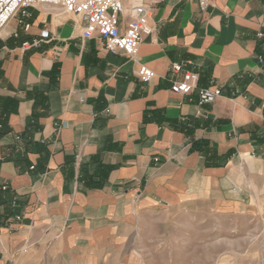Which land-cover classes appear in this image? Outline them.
<instances>
[{"label": "crops", "instance_id": "crops-1", "mask_svg": "<svg viewBox=\"0 0 264 264\" xmlns=\"http://www.w3.org/2000/svg\"><path fill=\"white\" fill-rule=\"evenodd\" d=\"M31 12L29 30L12 19L1 33L0 101L17 106L0 110V212L16 200L0 264H144L136 248L159 217L264 202V0H157L134 58L83 38L77 15ZM174 62L222 95L174 92Z\"/></svg>", "mask_w": 264, "mask_h": 264}, {"label": "built area", "instance_id": "built-area-1", "mask_svg": "<svg viewBox=\"0 0 264 264\" xmlns=\"http://www.w3.org/2000/svg\"><path fill=\"white\" fill-rule=\"evenodd\" d=\"M157 0H0V55L3 49L2 31L12 19H16L19 26L27 31L31 27V9L42 4L58 8L65 14L77 15L83 23L82 37L102 39L106 49L122 51L134 58L140 48L142 40L153 33L151 19L153 6ZM217 0H198L202 12L214 6ZM126 20L125 29H121V22ZM47 34L43 32L42 37ZM13 37L19 36L16 30ZM259 36H263L260 33ZM42 39L25 40L21 43L23 50L39 48ZM264 63V58L260 57ZM138 77L143 82H149L157 74L149 66L143 64L137 70ZM168 79L172 83V90L176 93L191 94L197 91L200 104H211L222 95L220 87H199V73L186 70L181 62L171 64ZM156 160H158L156 158ZM31 168H34L32 166ZM8 189V185L1 187ZM16 204V200L13 201ZM19 218V217H18Z\"/></svg>", "mask_w": 264, "mask_h": 264}, {"label": "rangeland", "instance_id": "rangeland-1", "mask_svg": "<svg viewBox=\"0 0 264 264\" xmlns=\"http://www.w3.org/2000/svg\"><path fill=\"white\" fill-rule=\"evenodd\" d=\"M158 219L136 248L144 264H264V202L237 215L179 211Z\"/></svg>", "mask_w": 264, "mask_h": 264}, {"label": "trees", "instance_id": "trees-1", "mask_svg": "<svg viewBox=\"0 0 264 264\" xmlns=\"http://www.w3.org/2000/svg\"><path fill=\"white\" fill-rule=\"evenodd\" d=\"M12 104V106L10 105ZM17 103L14 100L8 99L3 102L0 101V110L2 112L3 118H5L8 113L14 112L16 110ZM5 124H4V119L0 121V134H3L6 132ZM14 200L11 198L9 199V196L5 197V200L3 201L5 203V210L4 212H0V226H5L8 224L7 220L9 217L13 216L15 214L14 206L15 204L13 203ZM14 205V206H13Z\"/></svg>", "mask_w": 264, "mask_h": 264}]
</instances>
